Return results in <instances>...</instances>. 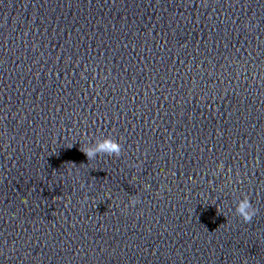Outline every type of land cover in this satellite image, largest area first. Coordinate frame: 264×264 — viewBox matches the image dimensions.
<instances>
[{
  "label": "water",
  "instance_id": "obj_1",
  "mask_svg": "<svg viewBox=\"0 0 264 264\" xmlns=\"http://www.w3.org/2000/svg\"><path fill=\"white\" fill-rule=\"evenodd\" d=\"M104 138L119 156L80 151ZM263 236L264 0H0V264H194Z\"/></svg>",
  "mask_w": 264,
  "mask_h": 264
},
{
  "label": "clouds",
  "instance_id": "obj_2",
  "mask_svg": "<svg viewBox=\"0 0 264 264\" xmlns=\"http://www.w3.org/2000/svg\"><path fill=\"white\" fill-rule=\"evenodd\" d=\"M81 152L85 154L88 160H92L97 156V154H107V155H120L121 146L118 142L111 138H104L101 140H97L94 146L87 147V149H81ZM222 167V165H221ZM136 177H133L135 180ZM138 201L135 197L130 198L131 204H136ZM255 209L252 207L249 199L245 196L243 199L239 200L236 205L235 212L236 214L241 217L245 222H249L252 220L253 216L255 215Z\"/></svg>",
  "mask_w": 264,
  "mask_h": 264
},
{
  "label": "snow or ice",
  "instance_id": "obj_3",
  "mask_svg": "<svg viewBox=\"0 0 264 264\" xmlns=\"http://www.w3.org/2000/svg\"><path fill=\"white\" fill-rule=\"evenodd\" d=\"M161 171H163V169H161Z\"/></svg>",
  "mask_w": 264,
  "mask_h": 264
}]
</instances>
